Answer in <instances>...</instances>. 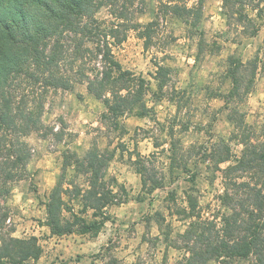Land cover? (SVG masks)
<instances>
[{"label": "trees", "instance_id": "trees-1", "mask_svg": "<svg viewBox=\"0 0 264 264\" xmlns=\"http://www.w3.org/2000/svg\"><path fill=\"white\" fill-rule=\"evenodd\" d=\"M136 1L100 0L98 12L106 7L105 3L113 5L109 10L115 20L110 26H105L100 19H92L93 0H0L1 200L10 195L15 182L25 177L32 156L26 138L44 127L42 117L50 91L68 90L75 83H87L90 92L101 98L109 110L102 114L103 122L114 123L119 128V117L125 113H147L149 108L143 102L144 92L148 90L147 80L124 68L113 48L127 39L130 29L138 30L147 45L154 37L157 20L146 25L130 24ZM205 1L197 0L190 7L189 0H161L160 5L165 8V14L200 19ZM221 1L223 13L230 23L236 12L240 13L236 19H246L244 4L259 7L254 0ZM237 4L241 7L237 8ZM84 15H88L90 22L81 28L74 18ZM261 15H264V9H261ZM118 20L122 23L117 24ZM258 32L259 27L250 23V29L244 34L256 36ZM229 62L226 76L233 79L235 87L223 97L228 106L234 105L230 112V119L238 129L234 132V139L243 147L239 149L238 163H230L236 152L225 141L211 159L214 168L221 172L223 191L218 194V200L226 208L224 212L205 216L197 197L189 189L185 196L190 212L177 204L168 207L171 212L175 208L176 213L184 214L185 219L196 217L183 234L186 246L192 252L186 264H209L211 260L218 261V264H264V122L258 130L255 129L246 123L245 113L239 109L246 96V92L242 94L240 88L251 90L256 60L249 61V66L242 65L239 58H231ZM113 72L119 74L115 79L112 78ZM109 85L114 89L117 86H136L137 90L135 95L130 93L127 97L119 96L117 90L113 97L108 98L104 92ZM112 158L113 153L101 152L98 146L83 157L66 152L64 169L74 164L76 177L83 175L86 182L92 184V189L81 197L80 184L73 181L72 188H64L60 179L47 204V224L54 234H99L105 221L98 217L103 216L110 205L119 202L118 193L113 194L108 187L117 183L116 179L111 177L108 181L104 180L108 162ZM220 164H227V167L222 169ZM142 174L145 186L152 190L163 186L164 180L148 179L144 172ZM101 191L103 196H98L97 193ZM62 194L69 196L70 201H81L84 206L79 213L84 214L89 208H94V219L88 220L82 214H77L62 199ZM172 200L176 201L175 198ZM63 207L71 211L73 220L62 217ZM5 209H0V225L8 216ZM6 253L15 264H21L23 259L33 254L29 251L25 254Z\"/></svg>", "mask_w": 264, "mask_h": 264}, {"label": "rangeland", "instance_id": "rangeland-1", "mask_svg": "<svg viewBox=\"0 0 264 264\" xmlns=\"http://www.w3.org/2000/svg\"><path fill=\"white\" fill-rule=\"evenodd\" d=\"M160 2L161 0H137L135 2L132 7L133 14L131 15V19H129L130 24L134 22L135 24L146 25L150 21L157 20V24L154 27V31L156 32L154 33V37L150 45H147L145 41L146 39L139 36L138 30L130 29L127 33V39L113 47L116 58L121 62L124 68L132 70L137 75H142L144 78L145 76H152L153 79H157L159 81V90L153 93V98L157 103L161 102L164 98L177 103V114L165 117V122L169 128L170 136L176 135L175 126L180 124L181 133H187L189 129L192 128L194 134L199 135L200 133H203L207 137V140L203 144L193 145L187 154L180 150L178 146L179 141L174 140L171 149L172 165L169 168L168 173H165L162 167L159 169L157 168V159L154 152L152 154L150 153L151 158H149L141 156L139 151L142 147L145 151L149 148L160 147V140L158 137H156L155 142L149 144L143 143L145 140H148L150 136H154L157 130L159 132H163L165 128V124L160 123L157 119L159 113L156 111V108H149L145 115L139 114L138 111L128 114V120H143L145 118H149L150 120L155 121V128L144 127L141 124L133 125V135L130 137L131 140L135 141L133 150L128 152L129 158L127 161H124V152L128 151V147L123 143L118 144L117 147L121 151L120 161L133 165L140 173L144 172L146 178L148 179L152 177L164 180L163 186L152 190L149 186H145L143 182L141 191L135 196H130L129 189L125 188L123 185H119V202L108 207V209L112 207V211L105 210L103 216L98 217L99 220L105 221V225L97 236L92 235L91 233L79 234L75 232L64 235L54 234L51 227L47 224V204L50 200V194L61 178L63 180L64 188H66V183L71 185V187L67 188H72V182H77L80 178L76 177L75 170L72 178L69 179L68 170L72 166L64 169L66 152L70 151L76 153L80 157H83L94 146H97L96 140L99 136H110L112 133H116L119 136H125L128 133V127L120 123L121 127L119 128L114 123L103 122V113H101L100 119L105 124V130L101 129L98 124L87 120L85 117L84 134L89 135L92 132H95L98 136L93 138L92 147L87 151H84L81 156L78 150L73 151L72 149L66 147L67 144L73 143V141L79 136V132L68 133L66 131L67 128L74 126V122H70V119L68 118L71 117L73 109L78 108L79 106H83L84 110L87 111L90 107L89 97H94L96 100L102 99L90 92L87 83H75L73 87L68 90L59 89L50 91L42 117L44 127L41 131L33 132L26 138L31 146L32 156L27 164L25 177L15 182L12 187V191L7 198L12 199L14 196H18V198L23 202L26 199H32L35 197V199L39 201L38 207L42 208L46 206V220H41L39 217H32L31 219L39 224L41 228L48 227L51 235L45 233L42 237L32 236L29 240L5 239L7 233L4 232V229L7 227L8 231H15V226H9L6 223L11 210L8 209L6 205H0L1 208L5 207V210L8 212L6 221L0 225V240H3V245L0 246V254H2L0 260H2L3 257H8L10 264H15L13 259H11L8 255L6 256V252L9 253V251H12V253L9 254L19 252L25 254L29 251L33 252V254L30 257L28 256L23 259L21 264H25V262L30 259L35 261L36 264H39L41 256L44 255V248L40 247L38 244L39 239L48 241L55 237V249V246L62 243L65 247H68L69 242L77 246L86 242L85 240H76V236L86 237L90 243L95 244L100 239L102 234L114 232L116 239L114 240L111 235H106L107 244L101 245V252L92 255L78 253L74 259L75 264H80L81 261L88 257L93 261V264H95L96 260L103 261L106 256H109L112 258L107 262V264H120V262L112 256V252L119 246L121 233H123L128 240H132L138 232V225H143L145 235L144 237H141V241L143 242L144 240H147L152 247H156L158 245L159 237L150 239L148 235L151 232L153 221H155L162 230L167 229L164 232L166 243H170L177 251H180L181 248L188 249L183 235L181 236L178 234L176 240H169V236L172 231L171 224L166 223V217L161 211V207L168 209L169 206H175V204H177V200L179 198L178 190L181 188V184L177 183V181H180L182 178L183 183L194 187V189H183L184 196L187 189H189L192 193H196L195 196L197 197L200 208L205 216L216 214L218 211L224 212L226 210V208H224L218 200V194L223 191L221 172L214 168V164L211 159L215 151L219 148V145L224 141L228 142L232 150L234 151L235 149V152L239 153V149L241 147L238 141L234 139L235 130L228 135L227 140H225L223 135L214 131L217 126H221L225 123L235 125L230 119L231 109H229L227 103H224L217 108L213 107L210 102L214 100L226 101L223 97V95L226 94L220 91V88H222L224 83H226L225 80L227 79V76L225 75L221 78V81L215 89L208 84L200 85L198 91L204 93L202 99H197L195 95H189V90L194 89V76L196 71L212 75L209 71L211 67L214 66L219 68L222 66L221 61L218 60L217 57L223 56L224 52L229 49V45H236L237 42H240L239 36L233 37L230 35L232 32V23H230L226 15L223 13L221 0H206L202 5V16L200 19H196V17H190V19H188L172 15V13L165 14L163 11L165 8L160 5ZM196 3L197 0H195L191 6H194ZM103 9L104 8L100 11ZM108 16H113L109 9L104 12V17ZM100 20L105 26H110L111 22L115 20V18L111 20L100 18ZM221 41H223V43H221ZM241 43L243 42L241 41ZM231 58L237 57L230 53L227 57L228 65L230 64L229 60ZM161 60L171 61L173 64H177V67L170 68L167 66H161ZM185 65L188 66L186 79L189 80V83L187 87L182 89V91H177L175 86L176 81L173 77L175 76L177 79L179 76L183 77V66ZM149 66L157 69L156 76H153ZM147 83L148 90H151V82L147 81ZM78 86L80 88L79 91L77 90ZM166 87L167 91L165 90ZM252 87L255 88L258 86L254 84ZM201 103L203 104L202 113L199 106L195 108L192 107L193 104ZM244 103L245 101L241 104ZM241 104L239 109L245 113V119L248 121L249 118H252V123L250 124L258 130L262 123L261 117L264 115V113L260 112L259 101L256 100L254 102V97L250 95L247 98L246 107H244L243 110H241ZM185 107H187L189 111L185 113L184 117H180V112ZM61 109H63V111H61ZM253 109H255V111H253ZM225 110H228L229 114L222 121L220 113ZM196 113H200L205 118L210 116L211 119L206 125L203 123H197L193 127V116ZM78 115L83 116L84 112H78ZM53 121L60 125L59 132H53V128L55 127ZM88 124H93V127H90ZM66 135L68 136L67 141L64 139ZM216 137H218V139H215V142H213ZM109 143H112L111 139L109 140ZM61 144H65L64 151H61ZM104 151L107 150L105 149ZM164 151L165 150H162L161 154H164ZM111 153H113L114 158L115 149H113ZM133 155L138 157V159L134 162L131 160ZM193 156L196 157V160L194 161L196 171H193L188 167V161L191 160ZM206 161H211V164L208 165V171L211 172V175L205 177V182L208 187L204 189V191H201L198 187H196L197 178L200 175L199 164ZM177 169H181L185 175L182 177ZM42 185H50L52 188L50 193L47 192V190L45 191L43 198L40 195ZM172 185H175V187H172ZM13 188L17 189V191L14 192ZM25 188L27 189V192H25ZM165 192L166 194L161 195ZM67 197L68 200L66 202L73 209L75 208L73 201L81 203L78 199L70 201L69 196ZM172 198H175L176 201L174 202ZM158 200L160 202V207H156ZM201 200H204L205 202L201 204ZM154 207L155 211H153ZM63 208L70 213V215L65 218L67 220H73L71 211L66 207ZM87 213L88 211L84 214H79L88 218ZM168 215L172 216L173 211L171 212L168 209ZM93 219V216L91 219L88 218V220ZM187 220L188 219H185L184 214L176 213L177 223H182ZM187 229H185L183 234H185ZM125 247H127V245H125ZM64 254V249H61L60 255L56 257V260H54L52 264H57V261H59V264H71L72 257H69V260H60V256H63ZM168 255L169 253L167 249H165V256L162 264H168ZM188 258L189 257L185 258V260L174 261V264H186ZM209 264H218V261L211 260Z\"/></svg>", "mask_w": 264, "mask_h": 264}, {"label": "clouds", "instance_id": "clouds-1", "mask_svg": "<svg viewBox=\"0 0 264 264\" xmlns=\"http://www.w3.org/2000/svg\"><path fill=\"white\" fill-rule=\"evenodd\" d=\"M195 0H189V6L191 7V4L194 3ZM255 4H258L259 7H253L252 4H244V15L246 19L244 20H238L235 17H239L240 13L236 12L234 14L233 22L231 24L232 32L231 36L237 37L239 36V41L236 45H229V49L226 50L223 54V56L217 57L218 60L221 61L222 66L219 68L211 67L209 71L212 73V75H207L205 73H202L200 71H196L194 80H195V86L194 89L189 90V95H195L197 99H202L204 96L203 92H199V86L202 84H208L213 89L217 88L218 83L221 81V78L224 77L227 72L229 65L227 63V57L231 53L233 56L239 58L240 62L244 66H249V61L256 60L255 65V75L253 79V85H257L258 87H252L251 90H246L245 87L240 88V92L244 94L246 92V96L243 101H245L244 104H241V110H243L244 107H246V101L247 98L251 95L254 97V102L256 100L259 101L260 105V112L264 113V15H261V9H264V0H254ZM93 8H92V19H100V18H106V19H114L115 16H108L104 17V12L107 11V9L113 8V5L110 3H105L106 7L102 11H97V8L100 6V0H93ZM237 8H240L241 5L237 4ZM113 11H115L113 9ZM75 22L78 24L79 27H84V25L89 24L90 19L88 15H84L79 18H74ZM122 23V21H117V24ZM250 23L253 25H256L259 27L258 35L255 37L247 36L245 35V31L250 29ZM241 41L243 43H241ZM223 43V41H221ZM259 50V51H258ZM258 54V59H257ZM161 66H167L170 68H176L177 64H173L171 61H160ZM150 71H152L153 76H156L157 69L155 67L149 66ZM187 71L188 66H183V77L179 76L173 77V79L176 81V90L182 91L185 87H187L189 80L186 79L187 77ZM243 74V73H242ZM91 75V73H90ZM119 74L116 72H113L112 78L115 79ZM249 78H251L250 71H249ZM145 80L150 81L151 90H146L143 95V102L146 104L148 108H156V111L159 113L157 119L160 121V123L165 124V128L163 132H159L158 130L155 132L154 136H150L148 140H145L144 144H149L152 142H155L156 137L160 140V147L156 148H149L147 151L144 150V148H140V155L151 158V154L154 152L156 154L157 159V168H163V171L165 173H168L169 168L172 165V143L174 140L179 141V148L180 150L187 154L189 150L192 148L193 145L196 144H203L207 140V137L200 133L199 135L194 134L192 128L189 129L187 133H181L180 132V124H177L176 127V135L170 136L169 135V128L165 122V117L174 116L177 114V103L175 101H170L167 98H164L161 102L157 103L155 99L153 98V93L158 91V84L159 81L157 79H153L152 76H145ZM226 83H224L223 87L220 88V91L224 92L225 94L232 91V89L235 87L233 79L229 76L226 80ZM146 85V89H147ZM77 90L79 91L80 88L78 86ZM118 90V94L121 97H127L131 93L132 95H135L136 93V86L133 87H119L117 86L116 89L113 88L112 85H109L104 95L105 97L111 98L113 97L114 91ZM167 91V87L165 89ZM89 103L90 107L87 111L84 110L83 106H79L78 108L73 109L71 113L70 122H74L73 127H69L66 129L68 133H76L79 132V136L73 141L71 144H67L66 147L69 149H72L73 151H79L80 155H83L84 151H87L92 147V141L94 137H97L98 134L95 132H92L89 135H85V128H84V120L85 117L87 120L94 122L95 124H98L101 129H105V124L101 121L100 116L101 113L108 112V108L104 105L102 100H96L94 97H89ZM213 107H220L222 104L226 103V101L223 100H214L210 102ZM31 106V105H30ZM199 106L201 109V113L203 112V104H193L192 107L195 108ZM234 105H229V109L233 108ZM63 111V109H61ZM189 109L185 107L180 112V117H184L185 113H187ZM255 111V109H253ZM78 112H84L83 116L78 115ZM229 114L228 110L223 111L220 113V118L223 121L225 117H227ZM128 114L125 113L123 116L119 117V121L121 124L126 125L128 127V133L125 136H119L116 133H112L110 136H99V138L96 140V144L99 147L100 151L103 152L105 149L108 152H112L113 149H115V157L108 162V166L106 168V175L104 177L105 181H108L111 177H115L117 183L116 184H109L108 187L111 189L112 193H118L120 191L119 185H123L125 188L129 189L130 196H135L137 193L141 191V188L143 187V174L138 172L136 168L129 164L124 163L120 161V155L121 151L117 147L118 144H126L128 147V151L124 152V161L128 160V152H131L134 147L135 141L131 140L130 137L133 135V125L135 124H141L144 127H152L155 128V121L150 120L149 118H145L143 120H128L127 119ZM211 117L205 118L200 113H196L193 116V127L197 123H203L207 124ZM261 121L264 122V116L261 117ZM47 122V121H46ZM55 124V127L53 128V132H59L60 131V125L56 124L55 121H53ZM246 123H252V118H249ZM90 127H93V124H88ZM223 129V130H222ZM233 130L238 131V129H235V125H229L227 123L217 126L214 131L220 133V135H223L225 140H227V137ZM65 141H67L68 136H65ZM112 140V143H109V140ZM218 139V137L214 138ZM240 147H243V145H240ZM61 151L65 150V144L60 145ZM162 150L164 151V154H161ZM235 151V149H234ZM151 153V154H150ZM138 159L136 155H133L131 157V160L134 162ZM196 160V157L193 156L191 160L188 161V167L191 168L193 171H196V167L194 166V161ZM239 162V153L236 152L234 155V159L230 161V163H238ZM211 164V161L201 162L199 164V170L200 175L197 178V184L196 187H198L201 191H204L208 187L207 183L205 182V177L210 176L211 172L208 171V165ZM220 167L226 168L227 164H220ZM69 171V179L72 178V175L75 171V165L68 170ZM177 171L181 174L183 177L185 173L182 172L181 169H177ZM91 175V174H89ZM225 179H231V177H225ZM183 178L180 181H177V183L181 184V188L179 191V198L177 200V205L185 209L187 211H191L188 205V200L184 196L183 189L191 188V185L183 183ZM78 184H80L82 191H81V197H83L87 192H89L92 189V184L89 182H86V179L83 175L80 176L79 180L77 181ZM65 187H71V185L65 184ZM172 187H175V185H172ZM51 186L50 185H42L41 186V192L40 195L43 198L44 193L47 190V192H51ZM13 191H17V189L13 188ZM159 191V189H158ZM222 191V189H221ZM25 192H27V189L25 188ZM103 192H98V196H103ZM165 193H162L161 195H164ZM193 195H196V193H192ZM62 199L65 201L68 200L67 196H64L62 194ZM205 201L201 200L200 203L203 204ZM73 204L75 206L74 210L79 214L80 209L84 206L82 203H76V201H73ZM0 205H6L8 209H10V215L8 218V221L6 222L9 226L14 225L15 231H8V228L6 227L4 229V232L7 233L5 236V239H17V240H29L32 236L42 237L45 233L51 235L50 229L48 227L41 228L39 224L34 222L31 218L32 217H39L41 220L47 219L46 214V206L45 207H38L39 201L33 197L32 199H26L25 201H21L18 196H14L12 199H6V200H0ZM156 207H160L159 200L157 201ZM106 210L112 211L113 208L110 209L106 208ZM95 211L94 208H89L87 216L89 219H91L93 212ZM153 211H155V207L153 208ZM161 211L163 212L164 216L166 217V223L171 224V234L169 236V240H176L178 234L183 235L185 229L188 228V225L191 224L193 221L196 220V217L193 216L189 220L184 221L182 223L176 222V212L175 209H173V215H168V209L161 207ZM62 217H68L70 213H68L66 210L62 209L61 212ZM63 223V220L61 221ZM126 227V226H125ZM167 229H161V227L153 221L151 232L148 234L149 238H155L159 237V243L156 247H152V245L147 241L144 240L141 241V237H144L145 235V229L143 225H138V232L134 239L128 240L126 236L121 233L119 238V246L116 247L113 252L112 256H114L120 264H162L163 258L165 256V249H167L169 255H168V264H174V261L177 260H185L187 257L192 256V252L188 249L181 248L180 251H177L174 246H172L170 243L165 242V236L164 232ZM106 235H111V237L115 240L116 236L115 233H104L100 236V239L95 243L92 244L87 240L86 237H79L76 236V240H85V243L80 244L79 246L71 244L69 242V246L65 247V245L62 243L58 246H55V237H53L51 240L45 241L44 239H39L38 244L40 247L44 248V255L41 256L39 264H52L54 260H56V257L60 255V250L64 249L65 254L63 256H60V260H69V257H72L71 264H75V256L78 253H86L89 255L99 253L101 252V245L107 244ZM3 245V240H0V246ZM127 245V247H125ZM50 253V255H49ZM112 257L106 256L103 261L96 260L95 264H107V262ZM0 264H10L8 257H3L2 260H0ZM25 264H36L35 261L29 260L26 261ZM57 264H59V261H57ZM80 264H93V261L86 257L83 261L80 262Z\"/></svg>", "mask_w": 264, "mask_h": 264}]
</instances>
